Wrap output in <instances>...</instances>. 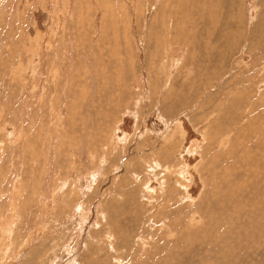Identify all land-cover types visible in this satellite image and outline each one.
<instances>
[{"label": "rangeland", "instance_id": "1", "mask_svg": "<svg viewBox=\"0 0 264 264\" xmlns=\"http://www.w3.org/2000/svg\"><path fill=\"white\" fill-rule=\"evenodd\" d=\"M0 264H264V0H0Z\"/></svg>", "mask_w": 264, "mask_h": 264}]
</instances>
